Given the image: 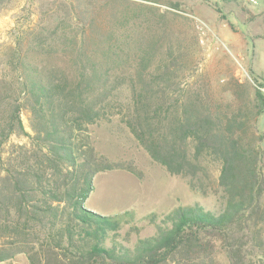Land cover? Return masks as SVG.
Returning a JSON list of instances; mask_svg holds the SVG:
<instances>
[{
    "label": "trees",
    "instance_id": "obj_1",
    "mask_svg": "<svg viewBox=\"0 0 264 264\" xmlns=\"http://www.w3.org/2000/svg\"><path fill=\"white\" fill-rule=\"evenodd\" d=\"M13 1L0 0V15ZM103 1L64 2L51 15L40 5V19L29 27L18 22L0 51V241L7 240L0 261L27 245L35 264H224L217 261L222 253L228 264L264 263V131L256 130L264 82L232 78L234 97L226 103L197 97L181 86L182 43L151 31L133 42L120 37L111 26L117 3L129 2ZM182 1L170 4L182 9ZM93 2L107 4L104 27ZM249 4L214 0L223 18L249 14ZM28 8L24 20L38 11ZM116 116L154 161L192 177L204 193L206 184L194 180L205 170L201 160L219 162V208L195 202L148 214L155 235L134 245L121 241L133 212L104 215L84 206L97 173L124 167L99 154L88 134ZM14 136L29 142L11 143ZM61 203L65 226L40 240L59 224Z\"/></svg>",
    "mask_w": 264,
    "mask_h": 264
},
{
    "label": "rangeland",
    "instance_id": "obj_2",
    "mask_svg": "<svg viewBox=\"0 0 264 264\" xmlns=\"http://www.w3.org/2000/svg\"><path fill=\"white\" fill-rule=\"evenodd\" d=\"M75 1L14 0L13 5L0 15V51L12 41L18 22L29 27L40 19L41 11L37 9L40 5L51 15L59 12L64 2L72 4ZM125 1L129 3H117L118 15L111 27L118 30L120 37L129 36L131 42L140 37L142 31H151V36L155 38L165 35V40L170 37L175 43L181 42L180 57H183L182 64L187 66L181 86L194 90L197 97L226 103L234 97L229 89L232 78L249 86H254L256 80L264 82V37H261L264 36V0L249 1V14L229 13L227 18L216 11L214 0L182 1V9L172 7L171 0ZM93 4L99 15L98 24L104 27L107 4ZM29 5L31 11H38L24 20ZM139 5L149 6L153 10L140 9ZM156 12L166 13L167 17L159 20L152 15ZM240 16L247 24L238 20ZM201 20L207 25L204 33L198 24ZM167 32H171V35ZM217 42L220 49L213 52L212 48ZM23 120L27 130L31 131L27 112L23 113ZM256 130L264 131V115L259 118ZM88 134L99 154L111 162L124 164V167L97 173L93 182L94 189L84 206L104 215L133 212L134 219L125 223L120 230V240L124 243L129 241L130 245H134L141 239L155 235L156 226L149 221L148 214L162 216L179 204L199 202L211 209H217L222 204L218 193L221 174L219 162L205 158L201 160L205 170L200 171L194 180L200 177L206 184L208 189L204 193L199 187L193 186L192 177L171 174L163 165L154 161L118 116L111 122L91 125ZM11 141L17 144L29 142L25 136H14ZM127 166H131L130 169ZM57 206L60 216L56 221L59 220V224L54 228L47 227L40 240H44L49 230L52 239L65 226L62 215L67 213L66 206L64 203ZM6 242V239L0 241V246ZM34 245L40 246L38 243ZM30 252L27 245H24L12 257L0 261V264H35L30 258ZM217 261L228 264L223 253L217 257Z\"/></svg>",
    "mask_w": 264,
    "mask_h": 264
},
{
    "label": "built area",
    "instance_id": "obj_3",
    "mask_svg": "<svg viewBox=\"0 0 264 264\" xmlns=\"http://www.w3.org/2000/svg\"><path fill=\"white\" fill-rule=\"evenodd\" d=\"M250 2H255V0H249ZM199 24V28L203 31L204 33V28L207 27V25L201 20L198 22ZM213 49V52L215 50H219L220 49V44L217 42L216 45L212 48Z\"/></svg>",
    "mask_w": 264,
    "mask_h": 264
}]
</instances>
